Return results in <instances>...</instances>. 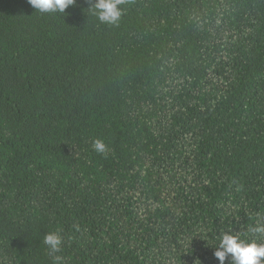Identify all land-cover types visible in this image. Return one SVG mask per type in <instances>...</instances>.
<instances>
[{
	"label": "trees",
	"instance_id": "trees-1",
	"mask_svg": "<svg viewBox=\"0 0 264 264\" xmlns=\"http://www.w3.org/2000/svg\"><path fill=\"white\" fill-rule=\"evenodd\" d=\"M94 3L0 0V264H219L264 224V0Z\"/></svg>",
	"mask_w": 264,
	"mask_h": 264
},
{
	"label": "clouds",
	"instance_id": "clouds-1",
	"mask_svg": "<svg viewBox=\"0 0 264 264\" xmlns=\"http://www.w3.org/2000/svg\"><path fill=\"white\" fill-rule=\"evenodd\" d=\"M76 0H28V3L39 13L64 14L69 6ZM125 0H95L89 7V11L101 24L117 25L123 15L121 5ZM93 149L96 153L107 156L110 152L109 145L100 138L93 141ZM249 234H255L256 239H251ZM264 224L250 226L248 234L224 232L219 237L218 246L214 247L213 255L219 264H264ZM64 237L62 230L57 227L48 231L43 238V244L52 252L61 250ZM58 259V258H57ZM195 264H202L199 258Z\"/></svg>",
	"mask_w": 264,
	"mask_h": 264
}]
</instances>
